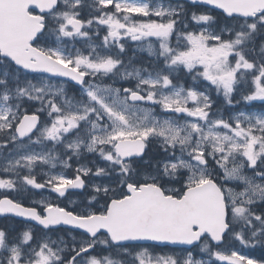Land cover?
<instances>
[{
	"label": "snow or ice",
	"instance_id": "1",
	"mask_svg": "<svg viewBox=\"0 0 264 264\" xmlns=\"http://www.w3.org/2000/svg\"><path fill=\"white\" fill-rule=\"evenodd\" d=\"M0 173L85 200L0 194V264H264V0H0Z\"/></svg>",
	"mask_w": 264,
	"mask_h": 264
},
{
	"label": "rangeland",
	"instance_id": "2",
	"mask_svg": "<svg viewBox=\"0 0 264 264\" xmlns=\"http://www.w3.org/2000/svg\"><path fill=\"white\" fill-rule=\"evenodd\" d=\"M134 50H136L137 53H143V52L147 53L146 51L141 52V51L137 48V44L135 45ZM147 54H148V53H147ZM43 200H48V201H50L51 199H43ZM25 228H28V227L25 226ZM53 238H55V236H53ZM236 247L240 248V247H242V246H240V245L237 243V246H236ZM245 251H247V249H246Z\"/></svg>",
	"mask_w": 264,
	"mask_h": 264
}]
</instances>
